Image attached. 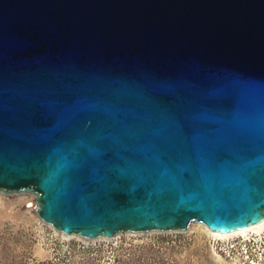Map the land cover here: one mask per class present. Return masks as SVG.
Wrapping results in <instances>:
<instances>
[{
    "label": "water",
    "instance_id": "water-1",
    "mask_svg": "<svg viewBox=\"0 0 264 264\" xmlns=\"http://www.w3.org/2000/svg\"><path fill=\"white\" fill-rule=\"evenodd\" d=\"M0 191L85 238L264 219V0H0Z\"/></svg>",
    "mask_w": 264,
    "mask_h": 264
},
{
    "label": "rangeland",
    "instance_id": "rangeland-1",
    "mask_svg": "<svg viewBox=\"0 0 264 264\" xmlns=\"http://www.w3.org/2000/svg\"><path fill=\"white\" fill-rule=\"evenodd\" d=\"M37 208L33 191H0V264H220L202 222L186 230L125 231L93 240L64 236Z\"/></svg>",
    "mask_w": 264,
    "mask_h": 264
},
{
    "label": "built area",
    "instance_id": "built-area-1",
    "mask_svg": "<svg viewBox=\"0 0 264 264\" xmlns=\"http://www.w3.org/2000/svg\"><path fill=\"white\" fill-rule=\"evenodd\" d=\"M212 240L214 251L236 261L235 264H264V243L260 246L253 234L251 238L236 236L226 242L219 239Z\"/></svg>",
    "mask_w": 264,
    "mask_h": 264
},
{
    "label": "bare ground",
    "instance_id": "bare-ground-1",
    "mask_svg": "<svg viewBox=\"0 0 264 264\" xmlns=\"http://www.w3.org/2000/svg\"><path fill=\"white\" fill-rule=\"evenodd\" d=\"M202 227L206 230V232L209 234V236L211 237V239H219L223 242H226L228 240H230L231 238H234L236 236H245L250 237L253 234L254 237L256 238V240L260 243V246L263 245L264 243V219L256 224H252L249 227L243 228V229H237L234 231H229V232H221V231H216L213 230L211 228H209L206 224H204L203 222L201 223ZM62 234L64 236L67 237H72V236H80L77 234H68L62 231ZM117 236L115 235L114 237H104V236H100V237H96V238H92L93 240L95 239H103V238H116ZM85 238V237H82ZM213 256L215 259H217L220 264H226L224 258L221 256V254H219L216 251H213Z\"/></svg>",
    "mask_w": 264,
    "mask_h": 264
}]
</instances>
